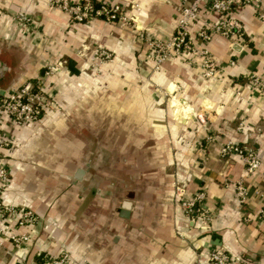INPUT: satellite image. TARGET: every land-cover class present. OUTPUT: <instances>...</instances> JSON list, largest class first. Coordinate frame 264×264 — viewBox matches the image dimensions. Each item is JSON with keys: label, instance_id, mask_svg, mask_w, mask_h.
Here are the masks:
<instances>
[{"label": "crops", "instance_id": "crops-1", "mask_svg": "<svg viewBox=\"0 0 264 264\" xmlns=\"http://www.w3.org/2000/svg\"><path fill=\"white\" fill-rule=\"evenodd\" d=\"M69 1L118 6L134 18L69 25L46 0H0V94L24 82L42 85L36 121L19 127L0 115V136L7 141L0 146V164L8 170L2 201L36 215L22 229L30 231L27 243L0 239V264H41L61 251L68 254L67 264H209L213 248L224 251L229 264H264V222L258 218L264 205V19L256 14L264 0L257 10L235 7L241 46L220 36L207 43L217 64L208 79L179 56L165 59L157 70L146 57L148 40L171 36L186 0ZM211 1L200 10L207 24L217 17ZM20 14L27 26L17 23ZM92 43L113 53L105 65L111 78L139 86L128 127L115 124L113 138L99 146L67 106L64 112L53 107L58 80L41 73L45 59L57 55L73 62L77 72L68 78L74 81L83 68L76 51ZM254 77L262 88L252 84ZM66 90L60 97L69 105L75 97ZM116 95L114 100L121 94ZM174 111L184 114L179 119ZM226 142L255 152L258 168L246 174L236 155H221ZM174 177L184 196L204 192L206 227L180 210L172 194ZM240 177L243 202L233 190ZM14 221L4 220L5 233L13 231Z\"/></svg>", "mask_w": 264, "mask_h": 264}, {"label": "built area", "instance_id": "built-area-1", "mask_svg": "<svg viewBox=\"0 0 264 264\" xmlns=\"http://www.w3.org/2000/svg\"><path fill=\"white\" fill-rule=\"evenodd\" d=\"M207 0H186L177 10L174 27L171 36L167 40L150 39L147 41L146 57L153 61V69L157 70L161 63L171 57L179 56L185 61L194 62L203 79L215 76L217 64L212 59L206 45L214 36L226 39L232 46H241L243 42V27L234 16V9L238 5H250L257 10L263 0H212L209 9L215 12L217 17L214 22L207 24L200 18V10ZM50 8L63 12L71 23H81L89 18L101 19L106 22L119 21L127 23L133 20V16L122 13L118 6L106 4L77 3L69 0H46ZM138 10L137 6H134ZM257 18L264 19V8L257 11ZM17 20H27L24 14H20ZM95 55L106 56L104 50H94ZM61 62V61H60ZM59 61L53 66L54 70L61 67ZM67 73V70H66ZM252 84L262 88V81L256 77ZM34 85V84H33ZM30 82H24L16 90L8 94H0V115L8 118L13 124L25 127L38 119L42 106L39 103L42 87ZM7 145L5 138L0 136V146ZM221 155H236L243 163L246 174L253 173L259 166L257 154L246 150L233 142H226L220 148ZM8 179V170L0 164V239L5 238L11 244L21 246L30 238V231L22 229L27 225H33L36 215L23 206L5 203L2 194ZM227 184L228 182H224ZM234 195L237 201L243 202L246 197V188L243 177L233 182ZM180 210L192 223H197L201 228L206 227L209 221V213L203 207L204 192L198 190L191 195L184 196L183 191L177 187L175 192ZM14 218L13 231L4 232V220ZM258 218L264 222V205L258 212ZM68 254L65 251L44 259L41 264H67ZM209 264H229L228 255L219 248L210 249L207 253Z\"/></svg>", "mask_w": 264, "mask_h": 264}, {"label": "rangeland", "instance_id": "rangeland-1", "mask_svg": "<svg viewBox=\"0 0 264 264\" xmlns=\"http://www.w3.org/2000/svg\"><path fill=\"white\" fill-rule=\"evenodd\" d=\"M68 19V18H67ZM21 26H27L29 20H16ZM69 25H72L68 19ZM104 50L106 56H96L94 50ZM76 55L79 57L80 61L83 62V68H81L80 74L76 79H69V73L64 67V62H62L64 57H58L54 55L48 59H45V65L43 67L44 77H55L58 83L55 85V91L57 94V102H53V107H58L62 112L66 110V106L73 114V119L76 120V124L83 125L89 130V135L95 137L97 141V146L99 142H108L113 138L111 127L115 124H121L122 126L128 127L130 114L133 112V106H135V88L138 85H133L132 88L129 85H121L117 83L116 78H111L113 72L106 69L105 65L112 61L113 53L103 46L96 45L92 43L91 45L81 46L76 51ZM61 63V67L58 66V70H54L53 66L57 62ZM154 70V69H153ZM107 76L105 77V75ZM69 77V78H68ZM108 77V82L105 84L101 80ZM89 80V81H88ZM56 82V81H55ZM33 87H42L40 82L31 83ZM75 85V86H74ZM66 91L73 94L74 100L67 105L64 101L63 95ZM73 88V90H71ZM119 92L121 95L116 97L115 93ZM131 93V94H130ZM130 94V95H129ZM61 96V97H60ZM120 99V101H118ZM135 108V107H134ZM118 110L120 115H113L112 113ZM174 111L173 115L181 118L182 112ZM178 119V120H179ZM117 126V125H116ZM111 130V131H110ZM108 131V133H107ZM91 140V139H90ZM172 194L173 197L177 190L176 177L171 181ZM5 227V224H3ZM5 232V231H4Z\"/></svg>", "mask_w": 264, "mask_h": 264}, {"label": "trees", "instance_id": "trees-1", "mask_svg": "<svg viewBox=\"0 0 264 264\" xmlns=\"http://www.w3.org/2000/svg\"><path fill=\"white\" fill-rule=\"evenodd\" d=\"M93 5H97L95 3H93ZM64 61V67L66 68V70L68 71V73H76L77 70L75 68L72 67V61L68 58H63ZM43 72V70L41 71V73Z\"/></svg>", "mask_w": 264, "mask_h": 264}, {"label": "water", "instance_id": "water-1", "mask_svg": "<svg viewBox=\"0 0 264 264\" xmlns=\"http://www.w3.org/2000/svg\"><path fill=\"white\" fill-rule=\"evenodd\" d=\"M183 102V101H182ZM81 170H77L76 172V177L80 174ZM127 213V210L126 209H122L121 212H120V215L121 216H125Z\"/></svg>", "mask_w": 264, "mask_h": 264}, {"label": "bare ground", "instance_id": "bare-ground-1", "mask_svg": "<svg viewBox=\"0 0 264 264\" xmlns=\"http://www.w3.org/2000/svg\"><path fill=\"white\" fill-rule=\"evenodd\" d=\"M169 90H171V87H170V86L168 87V91H169Z\"/></svg>", "mask_w": 264, "mask_h": 264}]
</instances>
